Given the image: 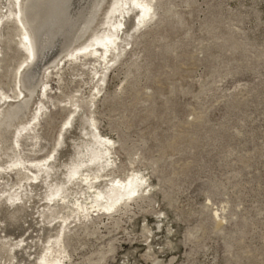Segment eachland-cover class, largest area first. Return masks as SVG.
Here are the masks:
<instances>
[{
  "label": "rangeland",
  "instance_id": "374dc122",
  "mask_svg": "<svg viewBox=\"0 0 264 264\" xmlns=\"http://www.w3.org/2000/svg\"><path fill=\"white\" fill-rule=\"evenodd\" d=\"M66 1L57 0L59 12ZM98 1L83 0L74 17L62 12L56 28L45 19L43 30L67 46ZM117 3L103 0L90 28L103 24L114 33L123 17L108 12ZM92 29L51 51L42 64L39 82L53 66L47 80L53 102L39 126L40 139L33 134L21 139L22 157L53 156L72 117L68 107L80 98L83 119L73 122L61 164L71 163L75 144L86 153L93 118L100 134L115 142L109 179L137 175L145 182L129 212L76 229L67 239L70 264H264V0H159L152 20L131 33L122 45L126 51L120 59L112 57L107 69L94 58L67 62ZM1 35L0 89L14 96L27 55L17 25L5 24ZM56 62H62L60 68ZM100 76L103 92L94 106L90 100ZM11 164L0 172V264H15L10 247L21 254V245L36 234V225L29 224L37 211L16 215L19 210L3 194L18 182ZM49 235L46 231L44 243Z\"/></svg>",
  "mask_w": 264,
  "mask_h": 264
},
{
  "label": "bare ground",
  "instance_id": "6f19581e",
  "mask_svg": "<svg viewBox=\"0 0 264 264\" xmlns=\"http://www.w3.org/2000/svg\"><path fill=\"white\" fill-rule=\"evenodd\" d=\"M82 1L76 0L75 3L73 0L66 1L60 5L62 8L60 7L61 12H59L57 0H8V5L0 0V38L2 39L1 31L5 24L13 22L18 26L20 32V40H18L27 55L17 72L18 92L11 96L0 89V172L4 170L5 165L12 162L10 169L18 176L17 184L3 194H7V201L19 210L16 215L21 210L33 208L37 211L34 214L35 221L33 223L30 221L29 224L36 225L33 231L36 234L29 236L32 241L21 245V254L14 253V248L10 247L11 260H15V264H70L72 256L68 251L67 239L73 233L77 234L76 229L91 223L96 225V221L105 215L115 217L129 212L134 203H139L140 189L145 182L137 175L128 180L109 179L111 175L105 173L116 164L110 159L115 142L100 134L97 121L93 118L91 122L95 132L86 134L87 137L93 138L91 143L85 144L86 153L80 150V145L75 144L77 151L71 163L61 164L63 160L61 152L67 146L68 140H73L72 137H68L70 130L74 128L73 122L76 119H83L80 98L72 100L68 107L71 109L72 117L68 118L60 131L56 141L58 149L55 147L53 156L49 155L50 157L42 161H26L22 157L21 139L24 135L31 134L40 139L39 126L50 113L47 104L53 102L51 97L53 88L47 81L49 75L53 74L50 70L53 66L45 69L44 79L39 82L42 64L47 61L51 51L67 48L80 35L82 37L85 31L92 29L90 28L93 24L92 20L96 17V12L103 0H99L92 9L87 10L88 12L84 14L80 22L82 27L79 25L73 30L67 46L62 45L57 35L52 38V32L49 33L48 29L43 30L45 19L47 22H53L51 29L56 28L54 22L61 23L63 19L60 14L69 10L68 14L74 17L79 13L80 6L84 5ZM158 1L118 0V3L111 6L112 9L108 12L109 16L120 13L123 17L118 26L113 25L115 32L109 31L108 34L103 24L99 28L92 29L79 46L70 48L71 53L68 56L70 59L67 62L79 64L85 60L84 58H94L95 62L100 63V68L105 65L107 69L114 61L112 57L116 56L120 59L126 51V47L123 46L129 41L127 38L132 37L131 33L146 27L152 20L155 4ZM75 6H79V10L72 12ZM133 14H135L133 27L129 30L126 26L133 19ZM2 54L3 52L0 51V55ZM61 63L56 62L54 67L60 68ZM97 68L95 74L103 75V69ZM29 70L30 80L27 78ZM101 77L96 86L97 93L92 95L90 100L94 106L103 92L100 85L103 81ZM27 113L28 115L32 113L31 117L29 116L30 119L27 118ZM22 121L25 122L17 124ZM15 124L17 128L13 132L11 128H14ZM106 157H109L107 162H105ZM62 166L66 167L64 172ZM90 166H96V170H85ZM41 207H43L42 210H40ZM46 231H50V235L44 243L42 240L46 236Z\"/></svg>",
  "mask_w": 264,
  "mask_h": 264
}]
</instances>
